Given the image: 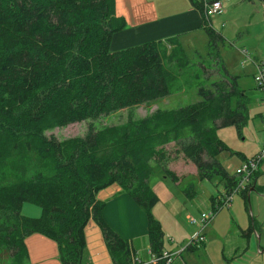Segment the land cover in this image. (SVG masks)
Returning a JSON list of instances; mask_svg holds the SVG:
<instances>
[{"label":"trees","instance_id":"obj_1","mask_svg":"<svg viewBox=\"0 0 264 264\" xmlns=\"http://www.w3.org/2000/svg\"><path fill=\"white\" fill-rule=\"evenodd\" d=\"M192 3L202 9L200 2ZM123 23L114 15L113 0H0V170L20 156L27 165L37 160V167L27 166L24 174L0 177V264H27L23 239L32 232L55 241L61 264H81L89 219L101 232L111 264H130L131 242L107 224L103 202L95 197L111 183L143 211L148 249L159 255L163 233L150 213L158 198L149 188L146 162L161 163L170 140L195 167L196 180H215L224 191L235 185V176L217 159L231 151L215 129L233 125L239 130L248 99L222 63L221 82L198 87L197 101L157 108L143 117L128 115L123 122L64 140L44 134L175 89L177 75L163 63L161 40L109 49L111 34ZM201 28L206 50L217 49L222 36L205 19ZM159 167L164 177L178 181L174 171ZM182 192L191 198L193 183ZM23 202L36 204L39 214L22 215Z\"/></svg>","mask_w":264,"mask_h":264},{"label":"rangeland","instance_id":"obj_2","mask_svg":"<svg viewBox=\"0 0 264 264\" xmlns=\"http://www.w3.org/2000/svg\"><path fill=\"white\" fill-rule=\"evenodd\" d=\"M240 1L239 6L228 7L226 10L223 7L221 14L214 15L216 17L213 19L214 25H208L211 30L218 31L223 36V42L217 41L216 43L218 57L217 49H205L206 38L199 34H196L190 41L180 42L184 51L174 40L162 41L159 45L163 63L177 75L176 87L171 93L130 108L118 109L105 116L47 129L44 134L53 136L57 140H64L81 136L91 128L96 130L105 125L123 122L128 115L132 118L143 117L157 108L172 109L197 101L200 99V96L197 95L198 87L208 88L212 83L221 82L223 77L221 63L230 74H240L239 82L246 87L250 83L249 74L252 72L251 66L254 64L251 60H243L237 50L244 47L250 55V59L264 62V0ZM233 14L237 16L236 24L243 22L237 29L231 21L224 24ZM203 34L205 35L204 31ZM240 39L244 43L241 47L238 45ZM237 41L239 43H236ZM189 49H196L199 52L197 51V53L196 50L191 52ZM259 105L261 104H258L257 98L250 103L251 107ZM185 132V129L181 130V133ZM215 135L231 151V153L222 151L217 155V159L229 174L234 173V169L239 163L250 159L264 146V132L260 128V123L249 115L239 130L233 125H227L216 128ZM161 154V163L156 164L158 161L152 158L147 160L146 165L151 171V177L148 179L149 188L158 198L150 208V213L160 224L166 248L181 243L183 238L188 241L198 229L197 225L189 218H197L200 212H208L213 209L217 205V199L223 198L224 190L222 185L216 183L215 180H196L195 167L189 160L183 158L180 152H177L172 140L163 146ZM31 161L27 165L25 157L9 159L0 170V177L12 178L26 173L27 166L37 167V160ZM159 165L161 168L174 171L179 178L178 181L175 183L164 177ZM258 167L260 173L255 185L259 191L254 190L247 197H244L241 191H236L232 193L228 205L217 206L207 224L208 228L206 225L203 229L204 241L198 245L199 248L201 247V251H195L197 255L195 252L184 251L182 253L183 255L188 254L187 262L189 264H224L222 255L226 252L227 245L232 238L238 235L240 229H245L248 225L253 226V229L255 226H260L258 240L254 230L252 231L253 246L264 245V159ZM189 182H192L195 187V194L191 198L186 197L182 192ZM212 196L216 200L213 207L210 204ZM20 213L26 216H37L39 207L32 202H23ZM237 240L239 244L241 238L238 236ZM199 252H201L200 255H198ZM227 256L229 258L230 254L225 255V257ZM262 264H264V259Z\"/></svg>","mask_w":264,"mask_h":264},{"label":"crops","instance_id":"obj_3","mask_svg":"<svg viewBox=\"0 0 264 264\" xmlns=\"http://www.w3.org/2000/svg\"><path fill=\"white\" fill-rule=\"evenodd\" d=\"M192 1L201 3L206 0H113L114 15L121 17L124 23L121 29L111 34L109 49L118 50L147 41H164L166 39H172L177 42L183 50L180 42L186 40L190 41L191 39H194L196 34H199V36H205V42H207V36L206 34H203V29L201 28L202 21L205 17L203 16L202 9L193 5ZM220 1L224 10L228 7H235L241 3L240 0ZM215 18L216 17L213 15L207 18V20L205 19L207 26L210 24L214 25L213 19ZM228 21L234 23L236 29L243 24V22H238V24L235 23L237 21V16L234 14L227 19L224 24ZM219 29L221 30V27ZM222 29H224L223 26ZM216 32L219 33L218 31ZM238 41L240 42L238 45L241 47L244 43L241 39ZM238 41L236 43H239ZM240 49L241 48H238L237 50L239 54ZM193 50H191V52ZM197 51L198 50H196V52ZM251 67L252 72L249 74L250 83L246 87L239 82L241 78L240 74H231L235 76L238 87L247 94V115L256 118L260 123L261 130L264 132V123L260 118L262 112L261 105H259L260 107L250 106V103L254 102L256 98L258 104H260L253 81V73L255 71L254 65ZM262 160L260 162H262ZM259 173L258 167L246 190L241 191L246 197L251 195L254 190L259 191L258 187L255 185ZM95 197L103 202L101 214L107 224L122 238L128 239L131 242L134 249V255L142 260H146L149 255L146 237V216L143 211L116 183H111L104 188L99 189L96 192ZM211 198L210 204L213 207L216 200H214V198L211 200ZM208 226L209 225L206 227L208 228ZM253 228V226L251 227V225H248L245 229H240L238 235L231 239V242L227 245L226 252L222 255V258L224 259L222 261L224 264L263 263L264 245L259 246L256 244L253 246L252 244V231L254 230L255 237L258 240V237L260 236V226L258 225L255 226V229ZM238 236L241 238L239 244L237 243ZM84 240L85 246L82 251L81 264H111V259L103 242L101 232L96 224L90 219L84 227ZM181 241V243L175 244L173 247H166V249H175L179 245L185 243L186 239L183 238ZM23 243L27 264H61L57 255V245L52 239L40 233L32 232L24 237ZM200 248L197 247L195 251H201ZM184 251L187 253L189 252L187 250ZM184 251L180 252L171 264H189L187 262V259L189 258L188 254H182ZM200 254L201 252L198 253V255ZM226 254H230V257H225ZM195 255H197L196 252Z\"/></svg>","mask_w":264,"mask_h":264},{"label":"built area","instance_id":"obj_4","mask_svg":"<svg viewBox=\"0 0 264 264\" xmlns=\"http://www.w3.org/2000/svg\"><path fill=\"white\" fill-rule=\"evenodd\" d=\"M203 16L207 18L219 14L222 11V5L220 0H206L202 1ZM240 54L243 60H251L255 66L253 73V81L257 90L258 99L262 106L261 121L264 123V62L253 61L250 59V55L244 48H241ZM264 158V146L257 151L250 159H246L235 167L233 175L236 178L235 185L228 191H223V198L217 199V205L208 212H200L197 218L190 217L189 220L197 225L198 229L192 234L191 238L185 243L179 245L175 249H162L159 255H154L148 249V258L142 260L134 255L130 264H171L174 257L180 252L184 251L188 246H198L204 240L203 229L210 221L214 210L217 206L228 205L231 199L232 193L236 191H244L251 182L252 176L256 173L260 161ZM171 241V240H170Z\"/></svg>","mask_w":264,"mask_h":264}]
</instances>
